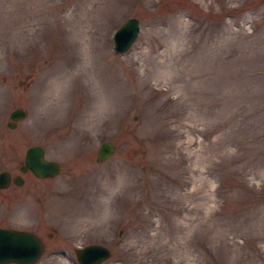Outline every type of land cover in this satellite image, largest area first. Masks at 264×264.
Segmentation results:
<instances>
[{
    "label": "rangeland",
    "instance_id": "obj_1",
    "mask_svg": "<svg viewBox=\"0 0 264 264\" xmlns=\"http://www.w3.org/2000/svg\"><path fill=\"white\" fill-rule=\"evenodd\" d=\"M31 144L56 175L17 169ZM0 170L32 264H264V0H0Z\"/></svg>",
    "mask_w": 264,
    "mask_h": 264
},
{
    "label": "water",
    "instance_id": "obj_2",
    "mask_svg": "<svg viewBox=\"0 0 264 264\" xmlns=\"http://www.w3.org/2000/svg\"><path fill=\"white\" fill-rule=\"evenodd\" d=\"M138 19L135 17H126L123 22L118 24L110 35L112 42L111 51L115 53H124L130 44H133L136 33H138ZM24 111L20 107H14L7 113L6 127H13L15 120L23 117ZM114 144L110 141L102 140L98 142L94 150L96 163L109 158ZM43 148L36 145H29L23 151L22 161L17 169L20 172H29L35 178H48L56 175L59 167L53 159H45L42 155ZM8 171L0 170V188L6 187L9 182ZM15 186L22 179L17 175L12 178ZM42 241L32 231L12 227H0V264H32L42 252ZM109 251L104 245L97 243L85 244L77 247L73 251L74 259L77 264H98L100 261L108 258Z\"/></svg>",
    "mask_w": 264,
    "mask_h": 264
},
{
    "label": "flooded vegetation",
    "instance_id": "obj_3",
    "mask_svg": "<svg viewBox=\"0 0 264 264\" xmlns=\"http://www.w3.org/2000/svg\"><path fill=\"white\" fill-rule=\"evenodd\" d=\"M20 163H21V162H20ZM20 163H19V164H20ZM19 164H18V165H19ZM18 165H17V167H18ZM7 171H8V170H7ZM8 173H9V171H8ZM17 175L20 177L19 174H17ZM17 175H14V174H13V175H10V174H9V178H8L9 182L12 181V183H13L12 178L15 177V176H17ZM20 179H21V177H20ZM9 182H8V183H9ZM21 182H22V180H21ZM8 183H7V185H8ZM13 184H14V183H13ZM19 184H20V183H19ZM19 184H18V185H19ZM6 187H7V186H6ZM6 187H5V188H6ZM3 188H4V187H3ZM39 239H40V238H39ZM41 243H42V248H41V250H42V252H43V247H44L43 240H42ZM73 251H74V249H73ZM73 251H72V252H73ZM108 251H109V250H108ZM40 255H41V253H40ZM108 255H109V254H108ZM99 263H100V262H99Z\"/></svg>",
    "mask_w": 264,
    "mask_h": 264
}]
</instances>
